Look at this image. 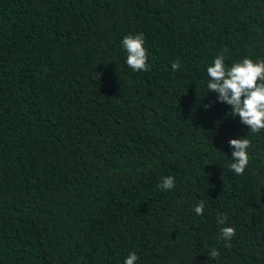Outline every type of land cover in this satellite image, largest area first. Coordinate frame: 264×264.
I'll return each mask as SVG.
<instances>
[{
	"label": "trees",
	"instance_id": "16d2710c",
	"mask_svg": "<svg viewBox=\"0 0 264 264\" xmlns=\"http://www.w3.org/2000/svg\"><path fill=\"white\" fill-rule=\"evenodd\" d=\"M225 48L264 60V0H0V264H264V130L207 89Z\"/></svg>",
	"mask_w": 264,
	"mask_h": 264
},
{
	"label": "clouds",
	"instance_id": "9594fccd",
	"mask_svg": "<svg viewBox=\"0 0 264 264\" xmlns=\"http://www.w3.org/2000/svg\"><path fill=\"white\" fill-rule=\"evenodd\" d=\"M145 38L142 33L129 34L122 38V48L127 53L126 64L134 72H147L150 70L148 64V53L144 47ZM218 54L212 64L207 67L208 92L215 93L216 101L230 106L231 115L239 117V122L250 129L252 134L264 130V60L253 61L248 57L241 61L233 63L230 67L225 64L223 52ZM173 71L180 70V64L173 62L171 64ZM98 77V76H97ZM205 110L211 107L210 104L203 106ZM232 148L229 168L236 175H242L249 164L247 149L251 141L247 138L230 139L228 141ZM160 189L171 190L174 187V177H163L159 185ZM205 207L204 201L196 204L194 211L197 215H202ZM224 214L218 216L217 222L224 224L226 220ZM235 235L233 227H222L219 237L225 241H230ZM225 247H230L229 243ZM220 253L216 248L210 250L209 256L217 259ZM138 256L135 252H129L124 260V264H135Z\"/></svg>",
	"mask_w": 264,
	"mask_h": 264
}]
</instances>
